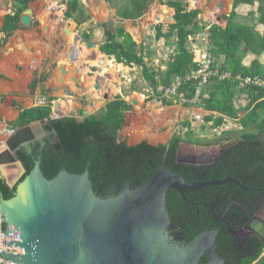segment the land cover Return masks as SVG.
<instances>
[{
    "label": "trees",
    "instance_id": "16d2710c",
    "mask_svg": "<svg viewBox=\"0 0 264 264\" xmlns=\"http://www.w3.org/2000/svg\"><path fill=\"white\" fill-rule=\"evenodd\" d=\"M0 1L3 3V7H0V20L5 12V15L15 14L4 18L1 33L5 34V38L0 41L1 49L7 43L9 32L12 33L20 27L18 12L32 8L36 0L34 2L33 0H12L14 5L8 10L5 7L7 2ZM116 1L119 0H104L109 6L115 4ZM122 1L124 6L117 10V17L120 21L132 22L139 20L146 13L150 2V0ZM40 3L43 9L48 4V0H42ZM192 4L198 8L194 3ZM255 5L259 6L255 23L248 26L237 24V10L243 6L254 7ZM167 6L174 13L175 24L170 25L166 33L163 32V25L155 26V39L157 41L169 40L174 36L176 48L171 62L159 80L155 79V74L149 72L143 55L138 51V45L123 27L119 26L114 31L105 29L104 41L99 47L103 58L106 56L108 59H114L118 65L124 67L141 68L143 77L151 82L155 90L159 85H168L174 77L185 76L193 67L192 55L187 50V42L189 36L197 34L195 19L201 14L193 6L192 9L195 11L192 13L194 14L189 13L186 6L180 2H170ZM53 10L58 16L73 21L77 27L89 20L86 9L79 0H67L65 3L62 1L56 4ZM172 11L167 13L160 22L170 20ZM79 13L80 15L77 16ZM220 16H211L208 21L221 24ZM259 26L263 28L262 33L257 30ZM209 39L217 65H220L218 62L222 61L218 68L220 73L227 72L232 78L259 77L264 79V66L260 62L264 54V0H233L232 11L225 28L210 26ZM73 42L74 39L72 45ZM67 49L69 55H72L73 49ZM9 54L10 52L7 56ZM100 54L98 53L94 58H100ZM248 55L253 56L254 60L246 66L244 59ZM84 76L85 72L77 73L79 79ZM106 77L116 79V71L112 70ZM88 79L85 83L90 85L92 79ZM36 83L37 81H33L32 86ZM194 91L195 87L192 84L185 86L183 88L185 99L191 100ZM75 94L79 96L81 93L76 91ZM241 95H247L250 101L247 107H241L237 103ZM191 106L193 105L184 104L183 108ZM203 106L207 112L218 113L224 118L238 121L243 130L237 142L221 151L216 165L209 168L177 164L180 145L178 135L172 136L165 146H153L161 144L150 145L146 141L135 146H129L125 141L117 143V134L126 119L122 110L128 111L130 119H127V122L134 116L133 107L130 111L128 105L116 106V108L114 105V109L102 111L95 117H85L81 121L74 117L51 120V109L48 107L20 109L13 123L14 129L40 122L45 124L47 132L55 134L44 146L41 145V148L37 144L35 147L30 146V151L22 148L16 152V159L25 169V174L18 183L22 182L31 172L39 157L41 159L40 169L47 180L54 179L62 171L71 175H81L87 171L94 195L100 199H106L107 191L113 186L118 189L119 194L127 186L131 191L141 188L162 165L171 173L181 176L188 184L233 179L245 189L254 191L227 184L185 193L183 199L176 191L170 190L166 194L165 203L170 218L171 233L183 240L182 245H185L200 233L218 231L216 253L225 264H254L255 262V264H264V257L260 258L264 244L254 240L251 244H243L242 251L235 252V248L240 245L227 231L228 228H233L217 219L224 214L231 203L243 206L242 201H246L247 204L256 207L253 209L255 211L264 202V126L259 127L264 117V88L239 89L237 81L219 82L213 79L209 87V98L204 101ZM89 111H91L90 108ZM210 122H213L212 128L217 129L222 125L223 118L213 121L212 116L206 117L205 123ZM192 136V133L187 132L185 137L191 141ZM15 189L16 186L10 188L5 180L0 178V200L13 198Z\"/></svg>",
    "mask_w": 264,
    "mask_h": 264
},
{
    "label": "rangeland",
    "instance_id": "374dc122",
    "mask_svg": "<svg viewBox=\"0 0 264 264\" xmlns=\"http://www.w3.org/2000/svg\"><path fill=\"white\" fill-rule=\"evenodd\" d=\"M41 1L36 0L35 5L30 8L32 10L29 17L30 26L25 27L20 24L18 30L9 32L7 43L0 49V60L6 62L5 65H0V102H13L15 112H19L20 109L37 108L44 102L48 108L52 105L54 117H74L81 121L84 114H87L86 117H95L102 111L114 109V105L115 108L127 105L132 107L133 101H136L137 104L133 107L134 116L128 122L127 119H130L128 111L122 108L124 109L122 113L127 115L124 127L119 131L122 140L129 146L143 141L150 145L161 144L153 146H165L172 136L178 135L180 137L178 161L183 163L200 161L205 154L212 156L217 154L220 148H228L237 142L243 130L238 121L230 119H225L217 129L203 122L198 129L189 132L193 136L191 141H188L185 137L187 133L185 124L191 121L196 110L195 106L183 108L178 105L175 108H164L156 105L151 101L153 97H150L155 89L150 81L145 80L141 68L124 67L118 65L114 59L90 57L91 52L98 50L103 43L104 30L108 28L114 31L121 26L138 45V51L143 55L149 72L160 77L165 73L176 48L174 36L169 40L155 39V26L163 25L164 33L170 26L169 23L160 22L166 15L164 9L171 10L167 3L180 2L191 14H194L192 11H200V17L195 19L198 29L196 35H202L210 26H225L231 14L230 5L233 0H150L146 13L133 22L120 21L117 17V10L124 6L122 0L110 6L104 0H79L89 16V20L80 27L72 24V21L66 20L65 17L58 16L53 10L56 4L62 1L65 3L67 0H48V4L43 9ZM219 3L223 4L222 10L218 9ZM13 5L10 4L7 10ZM258 7V5L240 7L237 10L236 23L253 25L257 18ZM25 10H20L18 15L20 17L25 15ZM5 13L0 20V41L5 38V34L1 33L4 18L7 15H15H5ZM43 14H50L52 20L45 19ZM79 15L80 13L77 14ZM216 15H221V24L208 21L209 17ZM173 18L172 11L171 19ZM51 21L54 23L53 26L49 25ZM257 30L259 33L263 32L260 26ZM85 36L89 38L86 39ZM87 40L94 45L93 48L87 46ZM71 47L74 49L72 55H69L67 48ZM9 50L12 51L7 56ZM246 61L245 58L244 62ZM218 63L221 65L222 61ZM261 63L264 66V54ZM112 70L116 71V79L106 77ZM72 71H75V74L85 72L84 79H79L72 74ZM88 78L92 79L90 85L85 83ZM33 81H37L35 86H32ZM62 82L64 85L61 87ZM64 91L66 94H63ZM76 91H80L81 94L77 96ZM243 96L237 99V103L241 107H247L250 101ZM144 98H147L145 102ZM170 109H178L183 114L182 118L173 123L156 120L157 115H162ZM13 123L14 121L0 120L2 127L0 133L5 126L7 130L15 132ZM32 127L37 139L49 137L50 134L45 131L43 123L38 122ZM1 166L0 178L10 184L19 181L23 171L17 163Z\"/></svg>",
    "mask_w": 264,
    "mask_h": 264
},
{
    "label": "water",
    "instance_id": "95a60500",
    "mask_svg": "<svg viewBox=\"0 0 264 264\" xmlns=\"http://www.w3.org/2000/svg\"><path fill=\"white\" fill-rule=\"evenodd\" d=\"M8 6L6 3L5 7ZM218 9H223L222 3ZM164 23L173 25L175 20ZM20 24L29 27L30 18L21 16ZM87 46L94 47L88 40ZM136 104L133 101L132 106ZM37 123L12 133L0 153V166L17 163L22 176L25 174L15 155L22 148L30 151L29 144L36 139L32 126ZM122 142L118 132L117 143ZM40 160L39 157L35 161L22 182L9 186H16L13 198L0 200L2 222L19 232L20 242L13 246L23 251L22 255L0 254V258L15 264H199L202 259L206 264H224L215 252L218 231L200 233L184 246L169 235L165 198L170 190L184 199L185 193L227 184L247 190L235 180L188 184L162 165L141 188L131 191L126 187L114 197L100 199L94 195L87 171L81 175L62 171L47 180L40 169Z\"/></svg>",
    "mask_w": 264,
    "mask_h": 264
},
{
    "label": "built area",
    "instance_id": "2783aa9c",
    "mask_svg": "<svg viewBox=\"0 0 264 264\" xmlns=\"http://www.w3.org/2000/svg\"><path fill=\"white\" fill-rule=\"evenodd\" d=\"M209 29H206L202 35H192L189 36L187 42V50L192 55V65L193 67L187 74L183 77H174L171 82L166 86L159 85L157 90L152 91L153 103H157L164 108H175L176 106H182L184 104H191L195 106L194 115L188 124H185L186 132H193L198 129L200 125L205 123L206 117H213V121L217 118H223V121L227 118L222 117L218 113L207 112L204 109L203 103L209 98V87L211 81L216 79L219 82L226 80L239 82V87L242 89L254 87V88H264V79L259 77L254 78H232V76L227 73H220L218 70V65L216 63L215 54L212 51V43L209 39ZM211 47V48H210ZM160 77L156 76V80ZM188 84H192L195 87V91L191 100L185 99L183 88ZM150 97H147L150 99ZM247 96L244 95L243 98ZM144 98V102L147 100ZM40 103V102H39ZM171 105V106H164ZM47 105L43 102L37 107H46ZM51 120H58L61 118H56L53 116L52 105H50ZM210 126L213 122L208 123ZM7 134L4 133L0 136V153L5 147L7 139L12 135L14 131L7 130ZM20 242L19 232L13 228H7L0 217V254L4 255H22L23 251L19 248L13 246L14 243ZM0 264H15L10 261L0 258Z\"/></svg>",
    "mask_w": 264,
    "mask_h": 264
},
{
    "label": "flooded vegetation",
    "instance_id": "af4514ba",
    "mask_svg": "<svg viewBox=\"0 0 264 264\" xmlns=\"http://www.w3.org/2000/svg\"><path fill=\"white\" fill-rule=\"evenodd\" d=\"M44 126H45V124H44ZM48 133H52V132H48ZM52 136L53 135L50 134L49 137L42 139V140H39L36 138L34 141H32L29 144V147L30 146L35 147L37 144H39L40 148H41V145L44 146V144L47 141H50ZM233 145H231V146H233ZM228 148H223L221 151L226 150ZM221 151H218L217 154H214L212 156L207 153L202 157V159L200 161L194 160L193 162H186V163L193 164V166H191V167H199V168L213 167L216 165L217 160L220 158ZM177 161H178V157H177L176 162ZM186 163L179 162V161L177 162V164H179V165H186ZM247 190L248 191H254V190H250V189H247ZM112 192H113V194H112ZM118 194H119L118 189L115 186H113L110 188V190L107 191L105 198H107L108 196L114 197ZM249 201L251 202L252 200H249ZM242 203H243V206L236 204V203L229 204V206L226 208L224 214H222L221 216H219L217 218L221 222H223L224 224L231 226L233 228V229L228 228L227 231L235 239V242L240 245V246H238V248H235L236 249V250H234L235 252L236 251H238V252L242 251L241 246L243 244H251L254 240H257L260 243L264 244V202L255 211L253 209L256 207H252L251 205L247 204L246 201H242ZM170 227H171V225H170ZM171 231H172V228L169 230V235L176 238L180 242L179 246H184V245H182L184 243L183 240L179 239L178 237L173 236ZM215 244H216V242H215ZM216 251H217V249H216ZM227 252H229V250H227ZM216 254L218 255V253H216ZM218 257L224 263V260L219 255H218ZM263 257H264V250L262 251V253L260 255V258H263ZM199 264H206V260L205 259L200 260Z\"/></svg>",
    "mask_w": 264,
    "mask_h": 264
},
{
    "label": "bare ground",
    "instance_id": "6f19581e",
    "mask_svg": "<svg viewBox=\"0 0 264 264\" xmlns=\"http://www.w3.org/2000/svg\"><path fill=\"white\" fill-rule=\"evenodd\" d=\"M87 1V0H86ZM6 2L10 5V4H12V0H6ZM0 7H3V3L0 1ZM25 15H27L28 17H30V15L32 14V10H30V9H28V10H26L25 12ZM45 19H50V20H52V17H51V15L50 14H43L42 15ZM53 22L51 21L50 22V24L49 25H52L53 26ZM71 50L72 49H74L73 47H71L70 48ZM91 49V48H90ZM100 54V52H99V50H96L95 49V51H92L91 52V54H90V57H91V59H93L94 57H96L97 56V54ZM100 57L101 58H103L102 56H101V54H100ZM76 72L75 71H72V74L73 75H75L76 77H77V74H75ZM81 79H84L83 77L81 78ZM72 81H75L74 79H72ZM64 85V83L62 82L61 83V87ZM63 94H66V92L64 91L63 92ZM154 105V104H153ZM136 106V105H135ZM132 107H134V106H132ZM183 111V110H182ZM184 113V112H183ZM182 112H180L178 109H170V110H166L162 115H157L156 116V120L158 121H160V120H162V121H164V122H168V123H173V122H176V121H178V120H180L181 118H182ZM154 119V118H153ZM4 133H8L7 132V129H4L3 131H2V134H4ZM1 134V135H2ZM2 167V166H1Z\"/></svg>",
    "mask_w": 264,
    "mask_h": 264
},
{
    "label": "crops",
    "instance_id": "0c3cea01",
    "mask_svg": "<svg viewBox=\"0 0 264 264\" xmlns=\"http://www.w3.org/2000/svg\"><path fill=\"white\" fill-rule=\"evenodd\" d=\"M2 25V24H1ZM12 50H9L7 51L8 52H11ZM5 53V52H4ZM247 61L245 62L246 66L249 65L251 63V61L254 60V57L251 56V55H248L246 57ZM260 62H261V59H260ZM1 64H6V62L2 59L0 60V65ZM263 64V63H262ZM5 68V66H4ZM91 110V108H90ZM19 115V112H15L14 111V103L13 102H0V120H8V121H15L17 119ZM264 126V117L261 119L260 123H259V127H263ZM2 129V127L0 126V130ZM6 129V126L5 128H3V130ZM1 134V133H0ZM3 135V134H2ZM1 136V135H0ZM22 177V176H21ZM17 183V182H16ZM16 183L14 184H10L9 182L6 181V184L8 186H13L15 185Z\"/></svg>",
    "mask_w": 264,
    "mask_h": 264
}]
</instances>
